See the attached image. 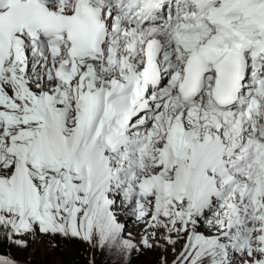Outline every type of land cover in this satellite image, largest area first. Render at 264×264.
I'll return each mask as SVG.
<instances>
[{
    "label": "snow or ice",
    "instance_id": "snow-or-ice-1",
    "mask_svg": "<svg viewBox=\"0 0 264 264\" xmlns=\"http://www.w3.org/2000/svg\"><path fill=\"white\" fill-rule=\"evenodd\" d=\"M41 247L264 264V0H0V264Z\"/></svg>",
    "mask_w": 264,
    "mask_h": 264
},
{
    "label": "rangeland",
    "instance_id": "rangeland-1",
    "mask_svg": "<svg viewBox=\"0 0 264 264\" xmlns=\"http://www.w3.org/2000/svg\"><path fill=\"white\" fill-rule=\"evenodd\" d=\"M129 224L130 230L138 231V229H136L131 223V220L129 221ZM29 254L32 255V264H62V262L67 259V255L61 249H46L41 247L35 252L30 249L27 253H23L22 256L27 258ZM85 255L87 257L86 253ZM102 259L103 257L98 255V264Z\"/></svg>",
    "mask_w": 264,
    "mask_h": 264
},
{
    "label": "trees",
    "instance_id": "trees-1",
    "mask_svg": "<svg viewBox=\"0 0 264 264\" xmlns=\"http://www.w3.org/2000/svg\"><path fill=\"white\" fill-rule=\"evenodd\" d=\"M72 258L79 260L80 264H87V257L85 255V252H83V251H81V253L79 255H76L74 257H68L67 256V259H72ZM137 264H138V262H137Z\"/></svg>",
    "mask_w": 264,
    "mask_h": 264
},
{
    "label": "bare ground",
    "instance_id": "bare-ground-1",
    "mask_svg": "<svg viewBox=\"0 0 264 264\" xmlns=\"http://www.w3.org/2000/svg\"><path fill=\"white\" fill-rule=\"evenodd\" d=\"M130 225V224H129Z\"/></svg>",
    "mask_w": 264,
    "mask_h": 264
}]
</instances>
